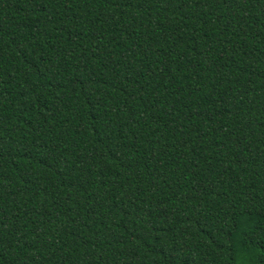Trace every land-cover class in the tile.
I'll list each match as a JSON object with an SVG mask.
<instances>
[{"label":"trees","instance_id":"obj_1","mask_svg":"<svg viewBox=\"0 0 264 264\" xmlns=\"http://www.w3.org/2000/svg\"><path fill=\"white\" fill-rule=\"evenodd\" d=\"M0 264H264V0H0Z\"/></svg>","mask_w":264,"mask_h":264}]
</instances>
